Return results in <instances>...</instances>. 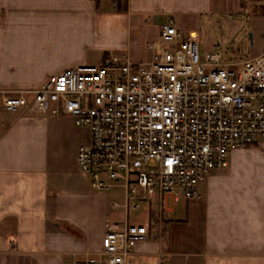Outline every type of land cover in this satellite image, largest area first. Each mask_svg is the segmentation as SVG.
Returning a JSON list of instances; mask_svg holds the SVG:
<instances>
[{
  "label": "crops",
  "instance_id": "crops-1",
  "mask_svg": "<svg viewBox=\"0 0 264 264\" xmlns=\"http://www.w3.org/2000/svg\"><path fill=\"white\" fill-rule=\"evenodd\" d=\"M244 1L0 0V89L39 87L113 53L147 60L164 22L173 19L188 34L203 14H239ZM89 141L72 116L0 110V264H76L102 249L109 200L77 160ZM200 189L163 226L149 214V236L134 257L264 264V141L233 150L229 166L214 169Z\"/></svg>",
  "mask_w": 264,
  "mask_h": 264
},
{
  "label": "built area",
  "instance_id": "built-area-1",
  "mask_svg": "<svg viewBox=\"0 0 264 264\" xmlns=\"http://www.w3.org/2000/svg\"><path fill=\"white\" fill-rule=\"evenodd\" d=\"M150 48L144 61L113 53L39 87L0 89V110L69 115L87 127L79 169L95 190L117 192L108 206L122 216L107 217L102 249L76 264H150L134 257L149 229L130 213L157 197L163 226L166 195L200 198L201 183L229 166L233 150L264 141V47L234 59L202 53L198 38L170 19Z\"/></svg>",
  "mask_w": 264,
  "mask_h": 264
},
{
  "label": "rangeland",
  "instance_id": "rangeland-1",
  "mask_svg": "<svg viewBox=\"0 0 264 264\" xmlns=\"http://www.w3.org/2000/svg\"><path fill=\"white\" fill-rule=\"evenodd\" d=\"M242 8L243 12L239 14L220 12L203 14L198 28L187 31V33L194 34L198 38L202 53L222 50L226 52V59L256 54L264 47V0H245ZM250 32L253 33V44L249 36ZM87 63L95 64L97 62L89 61ZM116 194L115 191L107 193L108 200H111ZM179 200L174 201L171 195L166 196L164 218L174 219L184 213V201L182 197ZM150 211L159 216L160 206L157 197L141 202L140 208L130 213V219L137 223L147 224ZM121 216V213L111 211L110 219L115 220Z\"/></svg>",
  "mask_w": 264,
  "mask_h": 264
},
{
  "label": "water",
  "instance_id": "water-1",
  "mask_svg": "<svg viewBox=\"0 0 264 264\" xmlns=\"http://www.w3.org/2000/svg\"><path fill=\"white\" fill-rule=\"evenodd\" d=\"M250 38H251V43L253 44V33L252 32H250Z\"/></svg>",
  "mask_w": 264,
  "mask_h": 264
},
{
  "label": "trees",
  "instance_id": "trees-1",
  "mask_svg": "<svg viewBox=\"0 0 264 264\" xmlns=\"http://www.w3.org/2000/svg\"><path fill=\"white\" fill-rule=\"evenodd\" d=\"M104 58H106V56ZM151 216H152V219H154V217H155L154 213L151 212Z\"/></svg>",
  "mask_w": 264,
  "mask_h": 264
}]
</instances>
